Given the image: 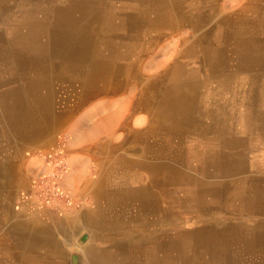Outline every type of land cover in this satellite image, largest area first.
<instances>
[{
	"label": "crops",
	"instance_id": "0c3cea01",
	"mask_svg": "<svg viewBox=\"0 0 264 264\" xmlns=\"http://www.w3.org/2000/svg\"><path fill=\"white\" fill-rule=\"evenodd\" d=\"M3 14L0 264H264V27L196 47L176 76L147 65L160 45L133 63L94 44L91 20ZM63 143L74 205L21 202Z\"/></svg>",
	"mask_w": 264,
	"mask_h": 264
},
{
	"label": "bare ground",
	"instance_id": "6f19581e",
	"mask_svg": "<svg viewBox=\"0 0 264 264\" xmlns=\"http://www.w3.org/2000/svg\"><path fill=\"white\" fill-rule=\"evenodd\" d=\"M0 1H5V3L0 2V11L5 9L8 10L10 8L7 7L8 5H10V4H6L7 0H0ZM26 1H28L30 5L28 6V8H26V6L19 8L22 13L21 15L36 17L38 11H40L43 8L40 7L42 4L39 1L38 2L33 1L34 3L32 2V0H26ZM119 1H126V0H119ZM11 2H13L14 4L16 1L10 0L7 3H11ZM231 3H235L236 5L241 4L239 6V8L241 9H238L236 11L237 13L234 15L232 12H228L231 14L224 13L225 12L224 10L232 8V6L230 5ZM259 3L260 0H129L128 2L126 1L121 3L119 6L116 5L114 6L112 2H108L106 6L103 5L100 7L99 12L91 11V8L89 7L87 8L78 5L75 9L74 7H72V5H69L65 9L60 8V9L52 10L51 14L48 9V13L59 21L66 20L67 18L74 16V12L80 15L78 16L79 20H84V21L91 20V17L95 18L93 16L94 14L99 15L103 23L102 28L109 33L97 35L96 37H94L93 43L94 44L100 43L102 45L111 47V49L117 47L120 56L122 55V59H128L133 63L139 62L142 59V56L148 53V51H150L153 46L160 45V42L163 38L167 36L171 37L172 35H175V40L170 45L168 46L160 45L161 52L165 54L167 53V55L160 59H153L154 57H151L152 60L148 61L147 65L157 68L162 67L164 68V70H166L167 67L169 69L170 68L169 66L174 65V75L177 76V75L186 74V71L180 72L184 70L180 69L181 64L179 63L178 59L183 58L182 56L187 58L188 56H190V59H192L194 53L198 52V48L196 47L198 46L200 47V45L204 46V45H211L216 43H225V41L231 38L233 34H235V36H232V38H234L238 44H241L242 34L251 31L252 29L255 30L260 27H264V25L262 24L263 19L254 20L251 23V22H247L243 17L244 16L243 14H245L246 12L259 14L264 17V8L261 5H259ZM122 13H125L126 16H124ZM114 17H123V19L122 21L120 20L119 23L114 24L113 23ZM255 24H260L262 26ZM113 31H120L122 33L127 32V34L130 33V35L126 37L119 36L120 38H118V41L115 42L117 44H114V41L113 39H111L110 36L111 32ZM209 31H211V35H208L210 33ZM206 32L208 34H204ZM208 36H211L210 40H209L210 37ZM73 39H74V44H78L80 47H84V45H86V42L82 41L80 35L75 36ZM244 43L245 41L243 42V45L246 44ZM188 44H190V46L187 47ZM177 46H186L185 48L186 50L185 49L183 50V55H181L180 57L177 56L173 57L174 54L177 55V52H175ZM129 54H131V57L129 56ZM113 55H116V51L112 54L111 58H113ZM212 57L219 59V55H214V56L212 55ZM105 59L106 58H101V61ZM190 59L189 61H191ZM102 63L104 62H99L98 64H102ZM172 71L173 70H171L168 73V75H170ZM161 73L162 72H158L156 73V75H160ZM166 74L167 73H165V75ZM103 75H105V73ZM138 78L140 79V77ZM230 91L232 92V90ZM205 99H207V97ZM64 149H65V145H64ZM177 187L178 185H176V188ZM196 234L200 235L203 233H201L200 231H196Z\"/></svg>",
	"mask_w": 264,
	"mask_h": 264
},
{
	"label": "rangeland",
	"instance_id": "374dc122",
	"mask_svg": "<svg viewBox=\"0 0 264 264\" xmlns=\"http://www.w3.org/2000/svg\"><path fill=\"white\" fill-rule=\"evenodd\" d=\"M14 1H16L14 4H13V2L6 3V4H10V5L7 6V7H10V8L8 10L5 9V10L0 11L1 12L0 13V17H1V15L2 16L6 15V14H3L5 11L10 12L11 14L16 13L13 16L14 17V22H16L19 19V17L21 16V14H22L21 10L19 8H22L23 6H26V8H28V6L30 5L29 2L26 1V0H14ZM33 1L34 2H36V1L38 2L39 1L42 4L40 7L41 8L43 7V8L40 11H38V14H37V18L40 19V18H43V17L47 18V16L53 18L50 15L52 13V10H56V9H60V8L65 9L69 5H72V7H74L75 9H76V7L78 5L79 6H83V7H87V8L89 7V8H91V11L99 12L100 11V7L103 6V5L106 6L108 4V2H112L114 6L115 5L119 6L121 3L126 2V1L128 2L129 0H126V1H119V0H106V1L105 0H32V2ZM230 5L232 6V8L230 9L231 11H237V9L239 8V6L241 4H239V5L237 4L236 5L235 3H231ZM259 5H261L264 8V0H260ZM48 9L50 11V14L48 13ZM37 10H39V9H37ZM122 14L124 16H126L125 13H122ZM74 16H71L70 18H67L66 20H63V21L68 23L67 25H72V26L81 25L82 27H85L88 24V21H84V20H79L78 19V16H80L79 14L74 12ZM93 16L95 18L91 17V23H90L91 25L90 26H92V24H93L94 31L100 33V32H102V29H103L102 28L103 23H102V21L100 19L101 17L99 15H97V14H94ZM64 18H66V17H64ZM122 19H123V17H114L113 23L117 24V23H119L120 20L122 21ZM107 33H109V32H107ZM129 35H130V33L127 34V32H123L122 33L120 31H113V32H111L110 36H111V39H113L114 44H117L115 42L118 41V38H120L119 36L126 37V36H129ZM171 41H172V39H168V37H165V38H163L161 40L160 45L167 46V43L171 42ZM158 54H159L158 57L161 58L162 54L160 52ZM241 168L242 167L240 165L239 170H241ZM24 193H21L19 195V198H18L19 200L24 195ZM200 228H202V227H200ZM176 229L179 230L180 232H183V230L184 231H189V230L198 231L199 226H197L196 224L194 225L192 223L191 226H186L185 228L180 227V228H176ZM207 229H209V228L205 227L203 230H207ZM211 230H214V228L211 229Z\"/></svg>",
	"mask_w": 264,
	"mask_h": 264
},
{
	"label": "built area",
	"instance_id": "2783aa9c",
	"mask_svg": "<svg viewBox=\"0 0 264 264\" xmlns=\"http://www.w3.org/2000/svg\"><path fill=\"white\" fill-rule=\"evenodd\" d=\"M44 167L31 178V192L20 198L21 202L31 200L35 203L50 206L57 204L62 208L74 205L72 196L61 186V180L68 170L67 153L64 143L41 155Z\"/></svg>",
	"mask_w": 264,
	"mask_h": 264
},
{
	"label": "water",
	"instance_id": "95a60500",
	"mask_svg": "<svg viewBox=\"0 0 264 264\" xmlns=\"http://www.w3.org/2000/svg\"><path fill=\"white\" fill-rule=\"evenodd\" d=\"M84 238H85V236L83 235L82 237H81V239L82 240H84ZM83 241H80V243H82ZM72 264H76V262H77V256H76V254H74V255H72Z\"/></svg>",
	"mask_w": 264,
	"mask_h": 264
}]
</instances>
